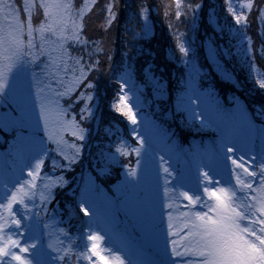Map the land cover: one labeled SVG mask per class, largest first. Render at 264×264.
I'll return each instance as SVG.
<instances>
[{
  "label": "snow or ice",
  "instance_id": "1",
  "mask_svg": "<svg viewBox=\"0 0 264 264\" xmlns=\"http://www.w3.org/2000/svg\"><path fill=\"white\" fill-rule=\"evenodd\" d=\"M95 3L96 0H85L73 14L72 5L67 0H39V2L23 0V12L27 15L25 22L21 19L20 9L15 3L10 0H0V16L10 21L6 31L0 30V53H10L2 57V60L7 63L0 61V107L7 109L0 112V130L15 132L14 138L9 143V150L0 154V158L6 159L5 166L0 168V186L6 188L9 183L13 185L10 194L6 196L4 202L0 203V264H13V261L19 264H72L73 256L76 264H83L84 261L95 264L93 256L99 258L103 264H123L119 258L117 261L110 262L109 258L102 254L97 241L103 237L96 233L87 237L92 243L78 253H73L71 248L65 247L60 241L52 242L51 239L45 246L30 237L32 241L30 245H21L20 240L13 238L12 234L13 229L19 234L29 227L24 218L14 210V205L22 206L25 215L30 219L31 216L38 214L29 210L30 205L36 208L37 197L41 202L40 206L45 207L52 198V186L57 183H67L63 176L51 178L45 175L43 177L45 183L42 186L37 184L45 162L44 158L47 156V153L38 157L36 155L38 147L36 129L40 127L41 120H43L48 140L56 143V151L63 156L64 160L71 162L77 159L80 153L81 146L75 143L69 145L63 133L71 132L72 136L84 140L86 130L80 127L75 118L71 120L66 118L59 98L71 95L79 87L87 69L80 63L78 57L71 58L78 67L79 75L63 79L58 65L64 64L70 58L65 48L67 40L70 39L82 45L88 44L81 35V29L84 27L82 18ZM175 4L177 17L186 14L182 12V8L192 9L191 14L194 16L195 10L201 7L199 3L183 5L182 0H175ZM241 6L251 10L255 6L254 0H242ZM38 8L43 9L45 20L33 27L32 14ZM114 9V3L105 5L107 13L104 17L105 26L111 25L117 18ZM227 10L237 24L247 23L245 12L237 13L231 0H227ZM138 12L145 19L149 16L148 7H140ZM258 12L262 31H264V6L259 7ZM143 31V27L139 28L137 35ZM34 32L39 33L38 51L33 42ZM25 33H27V40L23 38ZM248 44L253 50L251 37L248 38ZM102 50L101 45L96 43L94 51ZM189 51L188 47L180 45L181 53L187 56ZM209 51H215L211 44ZM45 53L51 63H45L43 68L38 69L39 76L36 71L32 72V87L42 84L43 79L55 80L56 83L49 82L42 88H36V98L40 102L39 113H37L33 94L19 83L13 86L12 76L14 69L21 61L33 65L39 56ZM254 68L257 73V83L264 88V72L259 71L255 65ZM154 84L156 95L162 96L166 88L160 82H154ZM187 85L177 99V108L186 113L190 126H195L198 120L200 128L214 127L218 133L209 144L197 146L196 151L200 157L197 165L199 180L220 185L222 181L215 180L210 173L223 158L230 161L229 172L232 182L224 186L204 187L201 195L169 187L168 176L171 172L169 167L163 166L166 163L164 156L155 155V170H153L152 163L146 161L144 157L145 136L134 131L132 135L139 141V146L131 148L137 156L135 167L123 165L125 175L114 185L111 193L100 188L95 180L89 177L82 187L83 195L78 207L88 214L89 209L85 207V204H89L93 208L89 220L95 216L97 222L108 227H111L115 220V213L122 210L126 216H132L141 225L155 231L157 197L162 189L167 197V207L173 209L167 213V230L179 234L181 230L187 229L181 237L182 251L177 249V241H172L173 255H191L199 258L188 261L186 264H264V156L259 160L256 157L245 159V155H236L235 147L240 136L236 127L237 123L241 126L242 133L254 131L256 123L253 121V116L250 118V113L238 102L234 104L230 102V107H224L214 92L201 89L195 79H189ZM193 97L196 98V102H193ZM85 99L91 100V94H88ZM80 111L88 117L92 108L85 104ZM116 111L122 112L133 125L137 124V116L127 104L126 95L120 98ZM258 115L264 116V108ZM261 125H264V119L261 120ZM153 131L156 142L164 144L165 155L176 163H180V157L187 154L188 149L178 144L165 129L156 127ZM261 133L264 135V127L261 128ZM188 147L191 148V145ZM116 152L123 155L129 154V150L123 147V142ZM109 159L115 161L114 156ZM30 160L32 162L28 166ZM52 165L58 166L57 160L53 159ZM59 166L67 167L68 165ZM201 167L208 170L201 173L199 171ZM25 170L30 178L21 182L19 176ZM38 188L39 191H37ZM88 193H93L95 199L89 198L86 195ZM202 195H206L209 202H203ZM181 198L189 202L183 208L177 203ZM198 204H202L205 210H197L195 206ZM5 229L9 231L5 233ZM51 235L49 233L50 238ZM30 247L33 259L26 260L15 250L28 252ZM49 249H53L55 255ZM128 264L132 262L129 260Z\"/></svg>",
  "mask_w": 264,
  "mask_h": 264
},
{
  "label": "rangeland",
  "instance_id": "2",
  "mask_svg": "<svg viewBox=\"0 0 264 264\" xmlns=\"http://www.w3.org/2000/svg\"><path fill=\"white\" fill-rule=\"evenodd\" d=\"M10 2L16 4V6L20 9L21 19L26 22L27 15L23 12V0H10ZM37 2H39V0H37ZM67 2L71 3L72 13L74 14L76 10L84 4L85 0H67ZM107 3L115 4L114 10L118 15L119 0H109L108 2L102 3V8H100L101 11L104 10L106 12L105 5ZM231 3L237 13H239L240 11L245 12L247 16V23L245 25L237 24L232 14L228 12V10H226L224 13L226 14L225 20H227L229 24L227 27L230 34L227 35V37L225 36L224 40L218 41L216 43L210 41L209 39L205 42L208 58L213 63L215 71H218L223 76H232V72L230 71L232 70V64L243 65V67H245V70L243 69V73L247 75L248 79H251L255 86L260 87L257 83V73L255 71L254 65L257 69H259V71L264 72V70L259 66L255 57L253 56V51L255 49V40L252 36V29L249 28V26L253 12H256L255 19L258 24L257 31L259 32V34H262L264 36V31H262L258 12V8L261 6H258L255 0V6L251 10L242 8V0H231ZM94 5L95 4H93L91 8L85 12L84 17L82 18L83 24L91 22H94L93 24H95V21H97V19L91 14ZM262 6H264V3L262 4ZM151 13L152 10L149 9V16L147 19H145V25L150 34H155L157 31V27H155ZM44 20L45 17L43 15L42 8H38L33 11V27H36L39 23L43 22ZM211 20L215 22V15L212 11ZM9 24L10 21L8 19H5L0 16V30L6 31L9 28ZM100 24L103 28H106V26L104 25V20ZM219 29H221V27ZM82 30L83 28L81 29V35L85 40L89 41L88 44H95V33H91L90 38L86 37L83 34ZM223 31L226 32L225 30ZM47 35L48 34H46V36ZM249 37H251L253 41V50L250 49L248 44ZM23 38L25 40L28 39L27 33L24 34ZM33 42L36 50L38 51L40 46L38 32H34ZM71 44H73L75 48H72ZM181 44H183L185 47H188L190 51L187 56L184 53H181V55L178 54L180 57L179 59H181V62L184 64L185 67L184 71H182L179 75L178 84H180V86L178 87V90L174 96L176 110L180 113L181 118H183V122L186 124L187 127L194 129H202L199 127L198 120L195 122V126H190L187 122L186 113L177 108V99L181 95L182 91L187 88V82L189 79H195V82L200 86L201 89L210 90V88H207L205 84L200 82V76L204 74L206 70L200 65L198 58H196L194 55L193 51H195V42L192 39L185 38L184 41H181ZM210 44L214 47V52L209 51ZM80 45L83 46L82 44L74 42L70 39L65 42V48L67 49L70 58L67 59L64 64L58 65V67L61 69V78L70 79L73 75H79L78 67L75 65L74 61L71 58L78 57L80 59V63L86 68L85 61L83 60L84 56L78 53L80 51V47L78 46ZM90 47L91 46L88 47V45L86 44L85 48H83V51H88V49L93 51L92 49H94V47ZM73 49L75 50V52L77 51V53H74ZM114 49H117L115 45L109 46L110 51ZM256 50L257 52H262V54H264V48H261V46H258ZM162 53H164L166 58H170V54H168L167 51H163ZM5 54L10 53H0V61H2L3 63H7V61L2 60V57ZM124 54L125 53H123L122 56H124ZM28 59L31 58L28 57ZM227 59L232 64L227 62ZM45 63H51V61L48 59L47 53L40 55L33 65L21 61L14 69L12 76L13 86L19 83L24 87L25 90L30 91L33 94V100L35 102V108L37 113H39L40 102L36 98V88H42L44 84H47L49 82L53 84L56 83L55 80L49 81L48 79L42 78V84L33 85L32 87V72L36 71L37 75L39 76L38 69L43 68L45 66ZM120 66L123 68V70L122 73H120V71H117V74L115 76L116 78L114 79L115 86L113 87L114 93H112V98L110 101L111 108L116 109V107L119 106L120 98L126 95L127 104L131 106L133 113L137 116V124L133 125L132 122L128 120V118L127 121L123 123L117 118H112L107 112H105L106 115H104L103 108H101V118H103V120H106L104 122L102 121L101 125L113 126L110 127L111 133L109 132V144L105 145L107 146L106 148L104 147L107 157L106 163H104L106 165L101 166V163H99L101 168L100 170L98 169L100 171V174L105 173L107 171L108 173H110L112 166L109 168V164L110 162H112L110 165H120L122 167L121 172L119 171L120 173L117 175V177H120L111 185V189H109L105 182L99 180V174L97 173V171H95L93 168H88V165L85 164L84 168H82L81 170L82 183L77 186V190H75V187H72L68 190L70 195H76L74 199L70 198V196L67 197L64 195V201L62 200L63 203L61 205V200L57 197L58 187L64 186L67 183H57L52 186L51 191L53 195L45 206L46 211L45 207L40 206L41 202L39 201L38 197L35 200L36 208H32L30 205L29 209L30 212H38V214L31 216L30 219L28 218V216L25 215L22 206H13L14 210L17 211V214L24 218L25 223L29 225L27 230L22 231L19 234H17L16 231L13 229V238L19 239L21 245H30L32 243L30 237L36 239L37 241L41 242L42 245L45 246L47 245V243L50 242V239L52 242L60 241L65 247L71 248L73 253H78L80 251H84L86 249V246L92 243V241L88 240L87 237L93 233H96L103 237V239L97 241V243L102 254L108 257L110 262L117 261L118 258L120 261H123V264H128L129 260L132 262V264H186V262L188 261L198 260V257H193L191 255L176 256L172 254V241H177L176 247L179 251L183 250V241L181 240V237L184 235L187 229L181 230L179 234H174L173 232H169L167 230V213L169 211H173V209L167 207V197H165L162 189L160 190V194L157 197L155 231H152L147 227L141 225L132 216H126L124 211L122 210L115 213V220L113 221L111 227H108L103 223L97 222V218L95 216H92L91 220H89V216H91L93 212V208L89 204H85V207H88L89 209L88 214H85L78 207L81 197L83 195L82 187L89 177L93 178L95 180V183L100 188H103L106 192L111 193L114 185H116L117 182L122 180L125 175V169L123 165L135 167L137 156L134 152L131 151V148L139 146V141L136 139V136L132 135L134 131L140 135L145 136L146 145L144 149V157L146 161H150L152 163L153 170H155V155L158 154L159 156H164L166 163L163 166L169 167L171 172V175L168 176L169 187L182 191H189L190 193H194L196 195H201L204 187L224 186L232 182L229 172L230 161H226L223 158H221L219 162L212 168V171L210 173L214 176L215 180L222 181L220 185H213L212 182L204 183L199 180L197 165L200 157L196 149L198 145H201L206 142H202L200 137H195L194 145H192L191 148L187 146L185 147L186 149H188V155L186 158H180V163H176L174 160L170 159L167 155H165L166 149L164 148V144L161 142H156V140L153 138V129L156 127L163 128L170 135V133H172L171 128L161 124L158 119H155V117H153L147 111L143 110L147 104L144 99V93L142 92V84H139L136 78H134L128 71L124 69V64ZM88 73L89 69H87L86 75L80 81V85L81 83H83V81L86 80V78L88 77ZM91 80H88L86 85L83 87L86 88L85 90L78 92V89L80 87L79 85V87L71 95L62 96L59 98L60 103L65 110L66 118L69 120L75 118V120L79 123L80 127H83L86 130L84 133L85 138L87 136L88 130L87 127H85V125L80 122V119L77 118L78 111L81 113L80 109L84 107L85 104H88L92 108L90 116L92 114L96 116L95 113L101 107L99 96L96 95L98 89L94 82L95 80ZM124 85H126V87ZM58 91H62V89H58ZM88 94H91V100L85 99ZM93 100L94 103H91V101ZM193 102H196L195 97H193ZM237 102L238 101H235L234 103ZM261 103H264V101H262ZM101 105L103 106V102ZM240 106L242 107L241 104ZM108 107H110V105ZM262 108H264V105L262 106ZM4 111H7V109L0 107V112ZM197 111H199V109H197ZM82 117L86 119L83 114ZM261 120L262 119L260 116V120L256 123L254 131H245L243 133L241 126L237 123L236 127L238 135H240L235 145L237 149V156L245 155V159H247V157H256L257 160L264 156V135H262L261 133V128L264 127V125H261ZM118 121H120L121 123H119ZM115 130H118V133L113 135L112 133ZM203 130L209 131V135L212 136L213 139H215L218 135L214 127L203 128ZM36 134L38 138V147L36 152L37 157L39 155L47 153V156L44 158V165L41 168L40 177L37 179V184L42 186L43 183H45L43 179L45 175L51 178L63 176L64 180L67 182L71 180V175H69V180L66 176L69 172V167L77 159L71 162L66 161L64 160L63 156H61L60 153L56 151V143L54 141L48 140L47 138V134L43 126V120H41L40 127L36 129ZM14 135V131L0 130V154H4L9 150V143L14 138ZM63 135L64 139L68 142L69 145L75 143L80 145L82 149L83 141L81 142L78 137L72 136L71 132H65L63 133ZM207 140V144L213 141L209 140V138H207ZM122 142L123 147L129 150L128 155H123L116 152V149L121 147ZM84 147L86 146L84 145ZM69 151L72 150L69 149ZM129 155H132L134 157L132 163H130L129 160H125L126 157L129 158ZM111 156L115 157L114 162L109 159V157ZM53 159L57 160L58 166L52 165ZM31 162V160L28 161V166L31 165ZM5 164L6 159L0 158V168H3ZM59 165L68 166L60 167ZM101 169H104V171H101ZM206 170L208 169L205 167H201L199 169L201 173ZM161 176L163 177V172H161ZM19 178L21 179V182L29 179L30 177L28 176L27 170H25L23 174H20ZM12 187L13 185L11 183L7 184L6 188L0 186V203L4 202L6 196L10 194ZM39 190L40 189L38 188L37 191ZM86 195L91 199H95L93 193H88ZM202 201L209 202L206 195H202ZM177 203L180 204L183 208V206L187 205L189 202L185 198H181L177 201ZM63 204L65 206V210L63 208ZM195 207L197 210H205L203 209L202 204H198ZM61 229L63 231H61ZM8 231L9 229H5V233H7ZM49 233L52 234L51 238L49 237ZM15 250L18 251L19 254L23 256L26 260L33 259L31 247L29 248L28 252H23L19 249ZM49 250L53 251V255H55L53 249ZM93 261H95V264H103V262L95 256H93ZM13 264H19V262L13 261ZM72 264H76V259L74 256L72 257ZM83 264H90V262L84 261Z\"/></svg>",
  "mask_w": 264,
  "mask_h": 264
},
{
  "label": "trees",
  "instance_id": "3",
  "mask_svg": "<svg viewBox=\"0 0 264 264\" xmlns=\"http://www.w3.org/2000/svg\"><path fill=\"white\" fill-rule=\"evenodd\" d=\"M108 1L97 0L91 11L97 21H95V24H93L94 22L85 23L82 30L83 34L90 38V34L95 33L96 40L94 42L95 44L99 43L103 50L100 52H95L94 49H92L93 51L89 49L83 51L85 45L78 46L80 47L78 53L84 56L86 69H89L88 77L81 83L78 92L86 89L83 87L88 80L94 79L98 89L96 95L99 96L101 107L95 113L96 116L92 114L86 119L78 111L77 118L87 127L88 132L86 138L81 140L83 146L77 160L69 167L66 177L69 180V175H71V180L66 185L58 187L57 197L61 200V205L64 201V195L70 196L72 199L76 197L75 194L70 195L68 190L72 187L77 190V186L82 183L81 170L85 164L88 165V168L97 171L99 180L105 182L109 189L120 177H117V175L121 172L122 167L120 165H110L112 162L109 164V168L112 166L110 173L107 171L100 174L99 170L102 165H106L104 164L107 158L105 152L107 146L105 145L109 144L110 127L113 126L101 125L102 121H106L101 118V108H103L104 115L107 112L112 118H117L123 123L127 121V117L122 112L111 108L110 103L112 93H114V79L117 71L122 73L123 68L120 66L122 64H124V69L143 86L142 92L147 104L143 110L158 119L161 124L171 128L172 133H170V136L172 134L171 137L183 146L188 147L191 145L192 147L195 137H200L202 142L206 141L203 144H207V138H211L209 131L187 127L180 113L176 110L174 96L180 86L178 84L179 75L185 67L179 59V55H181L179 51L181 41H184L185 38L192 39L195 42L194 55L206 70L200 76V82L220 98L224 103V107H230V102L234 104L235 101H238L250 113V116L255 117L258 122L260 120L258 113L264 105V103H261L264 101V89L255 86L251 79H248L247 75L243 73L245 70L243 65H234L227 59V62L233 65L231 66L232 70H230L232 76H223L215 71L213 63L208 58L205 42L209 39L216 43L224 40L225 36L227 37L230 34L227 27L229 24L225 20L226 14H224L227 10V0H182L183 5L199 3L201 7L195 10L194 16L191 14L192 9L182 8V12L186 14L179 17L175 15V0H119L117 18L110 26L103 28L100 23L104 20L106 12L101 11L100 8H102V3ZM255 2L258 6H262L264 0H255ZM140 7H148L152 10V20H154L155 27H157L155 34L148 32L145 18L138 12ZM211 11L215 15V22L211 20ZM255 15L256 12H253L249 26L255 40L253 56L264 70V54L256 50L258 46L264 48V36L257 31L258 24ZM141 27L144 31L137 35ZM220 27L222 30L219 29ZM95 44L90 43L87 45L95 48ZM110 45H115L117 49L110 51ZM71 46L75 48L73 44ZM73 51L77 53L74 49ZM163 51H167L170 58H166L162 53ZM123 53H125L124 56H122ZM93 65L95 66L93 67ZM154 82H160L166 88L162 96L156 95ZM102 102L103 106L101 105ZM91 103H94V100ZM109 105L110 107H108ZM120 121L118 122L121 123ZM116 133H118V130H115L112 134ZM133 159L134 157L129 155V158L126 157L125 160L132 163ZM99 163H101V166ZM63 208L65 210V206Z\"/></svg>",
  "mask_w": 264,
  "mask_h": 264
},
{
  "label": "clouds",
  "instance_id": "4",
  "mask_svg": "<svg viewBox=\"0 0 264 264\" xmlns=\"http://www.w3.org/2000/svg\"><path fill=\"white\" fill-rule=\"evenodd\" d=\"M5 48H7V45H5ZM165 115H166V113H165ZM261 119H264V116H261Z\"/></svg>",
  "mask_w": 264,
  "mask_h": 264
}]
</instances>
